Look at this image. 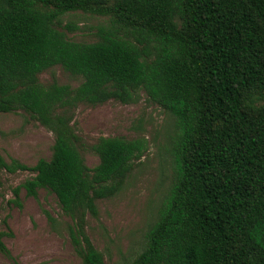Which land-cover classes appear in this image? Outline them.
Here are the masks:
<instances>
[{"label":"trees","instance_id":"1","mask_svg":"<svg viewBox=\"0 0 264 264\" xmlns=\"http://www.w3.org/2000/svg\"><path fill=\"white\" fill-rule=\"evenodd\" d=\"M76 12L109 18L97 41L68 38L62 18ZM57 65L82 83L42 84ZM142 91L175 117V177L126 264H264V0H0V113L23 110L55 136L51 159L28 167L0 153V170H32L27 194L57 196L83 264H106L87 214L122 190L148 141L101 137L90 169L71 111Z\"/></svg>","mask_w":264,"mask_h":264},{"label":"rangeland","instance_id":"2","mask_svg":"<svg viewBox=\"0 0 264 264\" xmlns=\"http://www.w3.org/2000/svg\"><path fill=\"white\" fill-rule=\"evenodd\" d=\"M62 20L75 28L65 30L68 38L83 43L97 41L99 29L109 22L107 17L83 12L66 14ZM39 80L44 85L55 83L72 89L83 81L60 65L40 73ZM71 115L80 152L90 169L99 164L94 146L101 137L148 141V151L134 162L122 190L98 200V216L88 213L86 218L87 233L105 263H130L143 249L146 232L156 222L174 182L171 149L175 117L150 101L144 91L130 104L83 102ZM54 144V134L25 111L0 113V153L7 163L15 160L34 167L41 159H51ZM34 176L32 170H0V242L9 250V255L0 250V264H83L68 232L73 223L57 196L47 189H39L37 197L30 196L22 187Z\"/></svg>","mask_w":264,"mask_h":264}]
</instances>
